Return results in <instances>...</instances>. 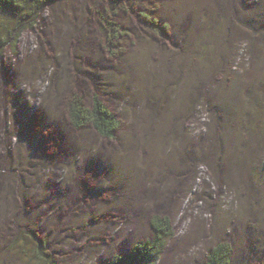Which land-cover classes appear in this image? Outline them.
<instances>
[{"label": "rangeland", "instance_id": "374dc122", "mask_svg": "<svg viewBox=\"0 0 264 264\" xmlns=\"http://www.w3.org/2000/svg\"><path fill=\"white\" fill-rule=\"evenodd\" d=\"M3 52L0 264H28L22 233L102 264L154 213L173 226L154 264L222 240L230 264H264V0H60ZM74 93L114 113L113 140L69 126Z\"/></svg>", "mask_w": 264, "mask_h": 264}, {"label": "trees", "instance_id": "16d2710c", "mask_svg": "<svg viewBox=\"0 0 264 264\" xmlns=\"http://www.w3.org/2000/svg\"><path fill=\"white\" fill-rule=\"evenodd\" d=\"M57 1L60 0H0V17H3L8 25L3 27L5 35L0 34V58L5 48L11 47L13 50L22 29L33 26L39 12L46 5ZM106 22L109 31L107 46H110L117 35L115 33L117 27H114L112 22ZM107 51L112 54L110 49L107 48ZM65 111L67 122L73 130L90 127L100 138L110 141L115 138V133L119 129L118 118L97 95H93L85 103L77 94H71L66 102ZM147 224L150 230L148 238L137 240L126 253L114 254L102 264H154L166 242L173 236V226L167 215L159 213L149 215ZM23 238L28 239L33 246L28 264H57L53 255L49 253L44 238L36 233H22L16 237L15 242L23 241ZM231 253L232 247L229 242L218 241L207 250L201 264H230Z\"/></svg>", "mask_w": 264, "mask_h": 264}]
</instances>
